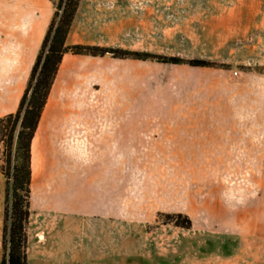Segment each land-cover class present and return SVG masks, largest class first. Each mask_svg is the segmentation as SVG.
Wrapping results in <instances>:
<instances>
[{
	"label": "rangeland",
	"instance_id": "obj_1",
	"mask_svg": "<svg viewBox=\"0 0 264 264\" xmlns=\"http://www.w3.org/2000/svg\"><path fill=\"white\" fill-rule=\"evenodd\" d=\"M130 3L154 42L106 54L127 129H60L45 180L34 145L28 264H264V0Z\"/></svg>",
	"mask_w": 264,
	"mask_h": 264
},
{
	"label": "crops",
	"instance_id": "obj_2",
	"mask_svg": "<svg viewBox=\"0 0 264 264\" xmlns=\"http://www.w3.org/2000/svg\"><path fill=\"white\" fill-rule=\"evenodd\" d=\"M54 14L51 0H0V117L18 110ZM151 16L149 10L134 7L130 0H81L66 44L144 49L148 37L154 42L147 25ZM122 62L108 55L64 54L32 141V180L34 145L37 143L48 171L50 139L59 138L60 129L87 132L103 141L127 129L128 117L111 113L114 103L107 81L113 73L112 65ZM95 105L102 106V110L94 112L90 106ZM133 121L143 122L144 116L137 114ZM6 195L7 178L0 170V247L4 241ZM48 205L54 209L59 206L54 202Z\"/></svg>",
	"mask_w": 264,
	"mask_h": 264
},
{
	"label": "trees",
	"instance_id": "obj_3",
	"mask_svg": "<svg viewBox=\"0 0 264 264\" xmlns=\"http://www.w3.org/2000/svg\"><path fill=\"white\" fill-rule=\"evenodd\" d=\"M51 1L55 4L56 11L33 65L19 108L15 113L0 117V144L5 146L4 164L0 165V170L7 178L3 241L5 253L2 264H28L26 223L31 208L32 141L64 54H111L115 57L139 58L143 55L121 48L67 45L66 39L81 0ZM165 61L180 62L181 59L172 57ZM189 63L208 64L200 60H191Z\"/></svg>",
	"mask_w": 264,
	"mask_h": 264
},
{
	"label": "bare ground",
	"instance_id": "obj_4",
	"mask_svg": "<svg viewBox=\"0 0 264 264\" xmlns=\"http://www.w3.org/2000/svg\"><path fill=\"white\" fill-rule=\"evenodd\" d=\"M44 172H45L44 165H42L39 169L35 170V175H37L42 179Z\"/></svg>",
	"mask_w": 264,
	"mask_h": 264
}]
</instances>
